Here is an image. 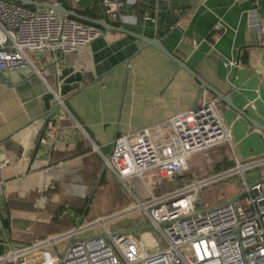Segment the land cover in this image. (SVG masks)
I'll use <instances>...</instances> for the list:
<instances>
[{
    "label": "crops",
    "instance_id": "crops-1",
    "mask_svg": "<svg viewBox=\"0 0 264 264\" xmlns=\"http://www.w3.org/2000/svg\"><path fill=\"white\" fill-rule=\"evenodd\" d=\"M38 1L59 2L84 17L160 39L207 84L230 95L237 108L264 126V44L255 31L264 27V0H124V7L112 15L105 14L104 0ZM142 46L129 35L102 31L77 52H27L31 65L0 71V257L8 244L25 242L33 227L31 216L17 205L19 195L36 197L49 190L45 188L65 185L70 173L84 168L87 155H105L104 148L110 152L118 135L162 122L197 99L214 96L167 56ZM227 62L235 65L228 68ZM218 107L235 164L262 163L264 134L225 103ZM50 126L53 138L41 143ZM248 176L249 183L263 179L264 164ZM76 188L66 190L75 202L83 194L82 187ZM12 207L24 212H11Z\"/></svg>",
    "mask_w": 264,
    "mask_h": 264
},
{
    "label": "built area",
    "instance_id": "built-area-1",
    "mask_svg": "<svg viewBox=\"0 0 264 264\" xmlns=\"http://www.w3.org/2000/svg\"><path fill=\"white\" fill-rule=\"evenodd\" d=\"M103 4L106 15L118 13L125 5L124 0H104ZM102 31L50 9L0 0V71L31 65L27 52H77ZM255 31L258 42L264 44V27L257 26ZM219 104L215 96L208 101L197 99L187 110L162 122L118 135L110 142L108 156L101 157L104 168L132 197V204L104 217L80 220L62 234L30 244H8L0 263L264 264V178L253 183L246 179V173L264 161L236 162L212 178L188 182L167 193L154 191L161 181L182 176L191 156L220 144L231 145ZM51 127L41 143L53 138ZM236 175L241 178L234 196L208 203L202 200L201 189ZM135 213L159 235L164 243L160 250L143 249L132 231L110 227Z\"/></svg>",
    "mask_w": 264,
    "mask_h": 264
},
{
    "label": "rangeland",
    "instance_id": "rangeland-1",
    "mask_svg": "<svg viewBox=\"0 0 264 264\" xmlns=\"http://www.w3.org/2000/svg\"><path fill=\"white\" fill-rule=\"evenodd\" d=\"M102 152L107 156L109 154L108 148L102 149ZM85 158L87 163H85L84 168L70 173L68 176L72 179L68 180L65 185L45 188L49 190L36 197L21 194L18 196L19 201L14 200V202L18 201L17 205L25 209L26 212L13 207L10 208V211L24 212L27 218L29 215L33 221L32 229L24 236L25 242L21 241L20 243L30 244L41 239L42 236L47 237L56 234V232L67 228L71 224L75 225V218H78L77 225L80 218H83V222L94 220L97 217H104L122 211L132 204L133 199L124 185L108 169L104 170L103 181L98 184V179L104 169L100 154L93 153ZM233 159L235 160V154L229 144H220L212 149L195 154L189 158L188 167L183 173L182 179L163 180L154 191L156 193H167L188 182L212 178L227 169L228 164L232 163ZM261 169L259 168L256 171L258 172ZM248 174L249 172L246 173L247 180H249ZM240 178V175H236L201 189L200 196L202 200L208 203L217 199L231 198L239 190L238 182ZM78 186L83 188V194L78 200L80 202H75L70 199L71 192L70 195H67L66 190L74 192ZM56 190L61 195L55 193ZM76 195H78V192H76ZM12 201L13 197L10 196L9 203L11 204ZM72 216H74V219ZM144 224L142 217L135 213L131 216L122 217L116 224L112 223L110 227L119 226L132 231L137 243L143 249L148 251L160 250L164 243L161 242L154 229L148 228Z\"/></svg>",
    "mask_w": 264,
    "mask_h": 264
},
{
    "label": "water",
    "instance_id": "water-1",
    "mask_svg": "<svg viewBox=\"0 0 264 264\" xmlns=\"http://www.w3.org/2000/svg\"><path fill=\"white\" fill-rule=\"evenodd\" d=\"M24 6H29V7H33V8H46V9H50L53 10L55 12H58L62 15L65 16H69L72 18H76L78 20H81L83 22H87L90 24H93L99 28H101L104 32L107 31H116L122 34H126L129 35L139 41H141L143 43L142 48L145 47H152L154 49H156L157 51L161 52L162 54H164L165 56H167L169 59H171L173 62H175L177 64V66L184 70L187 74H189L190 76H192L193 78H195L198 83L202 86L203 89L209 91L211 94H213L219 101L225 103L228 107H230L231 109H233L234 111H236L238 114H240L241 116H243L248 122L249 124L259 130L260 132H262L264 134V126L258 124L257 122L253 121L244 111H242L241 109L237 108L232 100L230 95H224L221 92L217 91L216 89H214L213 87H211L209 84H207L202 78H200L191 68H189L187 66V64H185L183 61L179 60L178 58H176L171 52H169L164 45L162 44V41L156 37L151 38V39H146L143 38L141 36L135 35L129 31L124 30L121 27H114L112 25H110L107 21L105 20H94V19H90L87 17H84L82 15H79L78 13L66 9L64 6H62L59 2H57L56 4H44L40 1H34V0H14ZM125 64H128V61L125 62ZM105 168L102 170L99 179L103 176ZM99 182V180H98Z\"/></svg>",
    "mask_w": 264,
    "mask_h": 264
},
{
    "label": "trees",
    "instance_id": "trees-1",
    "mask_svg": "<svg viewBox=\"0 0 264 264\" xmlns=\"http://www.w3.org/2000/svg\"><path fill=\"white\" fill-rule=\"evenodd\" d=\"M13 1V0H12ZM86 17V16H85ZM87 17H89V18H91L90 16H87ZM91 19H95L94 17H92ZM235 166V162H234V160L232 161V163H230V164H228V167H227V169H230V168H233ZM227 169H225V170H227ZM103 178H104V175H103V177H102V179H101V181H100V183L103 181ZM182 179V176H178V177H175V179Z\"/></svg>",
    "mask_w": 264,
    "mask_h": 264
}]
</instances>
